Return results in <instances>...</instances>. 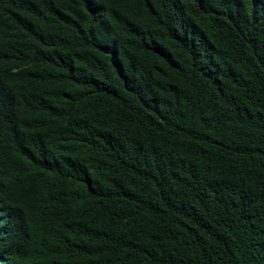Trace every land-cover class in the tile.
Instances as JSON below:
<instances>
[{
  "label": "trees",
  "instance_id": "obj_1",
  "mask_svg": "<svg viewBox=\"0 0 264 264\" xmlns=\"http://www.w3.org/2000/svg\"><path fill=\"white\" fill-rule=\"evenodd\" d=\"M0 264H264V0H0Z\"/></svg>",
  "mask_w": 264,
  "mask_h": 264
}]
</instances>
